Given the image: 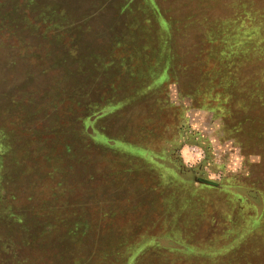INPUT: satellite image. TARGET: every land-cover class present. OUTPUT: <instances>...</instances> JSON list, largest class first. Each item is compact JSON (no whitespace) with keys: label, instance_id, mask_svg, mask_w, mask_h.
I'll return each mask as SVG.
<instances>
[{"label":"rangeland","instance_id":"rangeland-1","mask_svg":"<svg viewBox=\"0 0 264 264\" xmlns=\"http://www.w3.org/2000/svg\"><path fill=\"white\" fill-rule=\"evenodd\" d=\"M261 96L264 0H0V264H127L136 232L158 216L165 233L161 197L135 195L119 167L137 152L83 143L89 104L132 98L106 120L112 134L182 144L187 169L207 161L205 176L264 209V132L248 122ZM101 169L124 189L87 179ZM220 193L205 194L206 226L226 229Z\"/></svg>","mask_w":264,"mask_h":264},{"label":"crops","instance_id":"crops-1","mask_svg":"<svg viewBox=\"0 0 264 264\" xmlns=\"http://www.w3.org/2000/svg\"><path fill=\"white\" fill-rule=\"evenodd\" d=\"M255 100L261 114L256 115L254 112L249 121L256 132L261 133L264 132V96ZM252 111L253 107L249 109L250 113ZM100 143L103 144V141ZM133 152H137L134 155L140 161L133 167H119L123 174L128 172L134 176L135 195L161 197V201L151 205V210L163 214L168 225L165 233L160 232L157 216L146 229L144 228V235L142 232H136L138 240L129 254V264H162L163 257L170 259L172 264H264L263 207L261 209L251 198L245 197L240 188L234 187L228 189L229 191H224L219 185L206 188L205 183L195 182L192 177L189 179L190 175L176 176L172 171L174 163H170L167 158L159 160L142 155L138 150ZM86 164L90 165V160L87 159ZM145 165H149L152 171L148 181L139 179L137 173L142 172ZM206 176L208 180L217 179L216 174L206 173ZM108 178L105 169H101L89 174L87 179L92 183L101 179L100 185L104 187L109 185L108 188L118 191L124 189L119 184L111 187ZM139 182L141 188L138 186ZM220 192L231 196L233 202L231 218L226 229H221L220 225L216 227L212 223L206 226L205 194L221 195ZM211 220H216L215 216ZM220 231H224V235ZM224 239L225 244H221ZM247 250H250L251 256L247 254Z\"/></svg>","mask_w":264,"mask_h":264},{"label":"trees","instance_id":"trees-1","mask_svg":"<svg viewBox=\"0 0 264 264\" xmlns=\"http://www.w3.org/2000/svg\"><path fill=\"white\" fill-rule=\"evenodd\" d=\"M157 50L158 49H156V51ZM131 99L132 98L130 99L126 98V99H121L118 101H111L102 106L89 104V107H87L84 112H78L80 114L78 113L77 114L81 118H77L76 121L81 122L79 125L78 133L83 136V143H86L87 147L89 146V148H93L95 151L96 150L99 151L102 149L103 154H106L110 151L119 152L122 150L125 153H129V151L138 150L140 151V153L142 152L141 153L142 155H146L148 157H154L159 160L160 159L163 160L164 158H167L168 161H170V163H174L172 171L173 173H175L176 176L182 177L183 174H184L183 176L190 175V177H188L189 179H191L192 177L195 182L205 183L204 187L206 188L215 187V185H217L218 183L216 181L208 180L204 173V168L202 165H205L207 161H204L200 165V167H197V169H191V170L187 169V167L184 165L183 159L181 158L179 154V151L183 145L180 144L179 147L175 145H172L169 147L166 146V144H168L169 141H166L163 139L161 140L160 138L161 133H160V137H159L160 140L158 144L149 142L147 140H144V142L140 141V143L138 141L132 142L130 140H127L125 134L122 135L120 133H117V134L111 133V128L109 127V123L106 124V120L109 121L111 116H113L114 114H118L121 106L129 102ZM184 117H185V111H184ZM248 122L250 123V121ZM176 127L179 129L180 125L179 126L176 125ZM3 135L5 136V133H1L0 131V153L2 151L7 152L10 148L9 145H7V141H6L7 138H5ZM101 141H103V144L100 143ZM55 144L57 145L61 144V139L55 141ZM177 144L178 143H176V145ZM67 148L70 149L69 147ZM42 158L46 161H51V158L52 160H54L53 156L52 157L44 156ZM56 159L58 160V158ZM250 195H252V193H249V195L248 193L244 194V196L248 198L251 197ZM86 224L84 227H85V230L87 231L89 229V226L88 224L87 225ZM129 262L127 264H129Z\"/></svg>","mask_w":264,"mask_h":264},{"label":"built area","instance_id":"built-area-1","mask_svg":"<svg viewBox=\"0 0 264 264\" xmlns=\"http://www.w3.org/2000/svg\"><path fill=\"white\" fill-rule=\"evenodd\" d=\"M193 151H196V152H198V149H196V148H195V149H193ZM196 154H197V155H200V154H199V152H198V153H196Z\"/></svg>","mask_w":264,"mask_h":264},{"label":"flooded vegetation","instance_id":"flooded-vegetation-1","mask_svg":"<svg viewBox=\"0 0 264 264\" xmlns=\"http://www.w3.org/2000/svg\"><path fill=\"white\" fill-rule=\"evenodd\" d=\"M214 110V109H213Z\"/></svg>","mask_w":264,"mask_h":264}]
</instances>
